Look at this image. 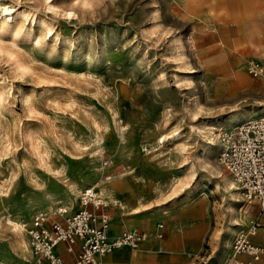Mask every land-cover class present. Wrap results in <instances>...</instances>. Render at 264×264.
<instances>
[{"label": "rangeland", "instance_id": "1", "mask_svg": "<svg viewBox=\"0 0 264 264\" xmlns=\"http://www.w3.org/2000/svg\"><path fill=\"white\" fill-rule=\"evenodd\" d=\"M6 8L13 18L0 22V260L18 264L14 255L25 254L10 218L25 225L38 210L79 208L64 196L72 184H92L121 199L124 217L140 202L157 212L188 208L195 234L184 241L195 245L202 231L190 264H215L231 217L240 232L259 215L257 203L232 197L209 169L208 157L230 173L220 139L207 151L206 130L242 107L231 110L227 98L264 106V77L248 71L264 63V0H252L247 20L241 0H0ZM29 205L30 217L21 216ZM158 222L166 229L165 217ZM125 249L144 250L156 264L178 250L151 239Z\"/></svg>", "mask_w": 264, "mask_h": 264}, {"label": "built area", "instance_id": "2", "mask_svg": "<svg viewBox=\"0 0 264 264\" xmlns=\"http://www.w3.org/2000/svg\"><path fill=\"white\" fill-rule=\"evenodd\" d=\"M248 71L254 77H264V63L253 61ZM220 160L239 184L247 204L259 203L260 212L250 224L236 234L231 253L222 264H260L264 257V242L252 238L264 227V115L247 118L220 135ZM116 173L110 172L105 180L111 181ZM119 198L106 199L98 188L89 184L80 192V206L74 209L59 205L52 212L40 211L25 223L32 264H68L57 252L65 244L74 256L73 264H105L102 257L117 248H137L149 239L147 231L124 229L111 238L109 223L111 206L120 205ZM163 223L158 224L157 238L163 237ZM245 255L247 258H245Z\"/></svg>", "mask_w": 264, "mask_h": 264}, {"label": "crops", "instance_id": "3", "mask_svg": "<svg viewBox=\"0 0 264 264\" xmlns=\"http://www.w3.org/2000/svg\"><path fill=\"white\" fill-rule=\"evenodd\" d=\"M241 2H243V5H244V12H245L244 13V16H245L244 20H247L248 18H250L252 16L250 13L251 9H252V0H241ZM246 80H247V77L242 71V73L238 77V82L241 83V82H244ZM217 94L220 97H225V95H226V93H224L222 91H219ZM227 99L232 100V103L229 105V108L232 107L231 110H236L238 107L236 108L235 106H238V105L242 106L240 109L245 108V106L243 104H240V103H242L243 101H246V100L245 99L241 100L240 96L239 97L238 96L237 97H230ZM251 106L257 107V106H262V105L253 104V105H249L246 107H251ZM257 108H259V107H257ZM258 111H262V112L254 115V116L264 115V106L262 108L260 107V109ZM140 203L144 204L145 206H142L141 208L136 209V207L139 205L138 204L134 208V210L136 209L135 210L136 212L133 214L127 215L126 217H124L123 214H121L123 212V210L125 209V205L124 206L117 205V206H111L110 207L109 212H110L111 216H110V223H109V229H110L109 230V236L111 238H114V237L118 236L119 234H121V232L124 229H128L129 227L132 228L133 225L141 226L144 229L140 228V227H135V228L147 231L149 233V239L142 242L140 245L148 242L151 239V243L153 244L154 247H158V245H160V244L164 245L165 247L177 246L178 250L177 251H170L171 255L168 254V256L166 257V259H167L166 262H168L167 264H171V262H172V264H177V262H180L182 264H190L191 263V255L193 254V251H188V249H192V250L198 249L200 246L201 239H202V231H201L198 233L197 243L195 245H191V246L187 245V243L184 241L185 234H187V235L190 234L192 236L195 234L193 230H191L190 232L188 231L196 223V222H193L192 219L189 220V217H191V215H192L189 212L190 210L188 208H185L184 210H181V211H173V210H167V211L165 210L164 211V209H163V211L157 212V211L150 210L151 208L147 207V203H144V202H140ZM257 204L259 205V203H257ZM193 210L196 214H198V210L196 209V206L194 207ZM38 211H40V210H38ZM259 212H260V208H259ZM160 217H165L167 219L166 229H165L164 222H158L156 224V221ZM159 223L164 224V227L162 229V232H163L162 238H157V236H156V231L159 229L158 228ZM164 233H165V238H164ZM160 240H161V242H160ZM252 240L255 243H263L264 242V227H262L259 230V234L254 236L252 238ZM125 247L132 248L129 246H123V247L117 248L119 250L115 249L111 253L103 256L102 260L104 261L105 264H126V262L128 260H130L134 264H156V263H159V261H160L158 258L151 259V258L146 257L144 250H128V249H125ZM132 249H136V248H132ZM28 252H29V256H27V255L23 256V254L22 255L19 254L17 256L14 255V257H17L16 263L24 264L26 261V264H32L31 261H28V260H30L29 258H31L30 255L32 256L31 250H29V248H28ZM57 252L63 257V259L66 261V263L73 264L74 256L72 253H70L66 250L64 243H60L57 246ZM243 256L245 258H247L245 255H243ZM32 258H33V256H32ZM223 260L217 258V261L215 264H222ZM153 261H154V263H153ZM41 264H49V263L47 261H44ZM260 264H264V257L262 258Z\"/></svg>", "mask_w": 264, "mask_h": 264}, {"label": "bare ground", "instance_id": "4", "mask_svg": "<svg viewBox=\"0 0 264 264\" xmlns=\"http://www.w3.org/2000/svg\"><path fill=\"white\" fill-rule=\"evenodd\" d=\"M12 13H13V11L11 9H7L6 8V9H4V11L0 10V18H1L0 22H2V23L8 22V20L11 18L10 16H12V18H13V15H11ZM187 80H188L187 83L190 82V80H191L190 77H188ZM259 109L260 108L251 106V107H245V108L237 110V111H232L231 114L227 117V119L219 120V121L217 120L214 124L208 125L207 126V130H206L207 131V135L206 136L210 140V143H209L210 145H209L207 151L211 152V151L214 150V145L216 144V141L218 139H220V135L222 134V132L224 130L235 127L237 124L241 123L242 121H244L247 118L254 117V115L262 112V111H258ZM206 162L209 165V169L212 171V173L214 175H216L217 177L221 178V181L224 184V189L226 191H229L230 195L232 197H234L235 199L239 200L241 198L242 192H241V189L239 187V184L235 181L233 176L231 177L230 173L228 171H226V169L223 170L216 163V161L213 162L210 159V157L207 158ZM101 179H102V175H101ZM80 192H81V190L79 189V187L76 186V184H72V185H70L69 190L66 193L67 196H64V197L67 198V199L72 198L75 202H77V203L79 202L78 206H80ZM98 192H99V190H98ZM106 193L109 194L108 191H106ZM99 194H100V196H102L105 193L102 194V192L101 193L99 192ZM72 207H74V206H72ZM35 208H36L35 205H29L21 213V216L30 217V213ZM138 208H141V205H138L136 207V209H138ZM10 221L12 223V226H13L14 230H15L16 244L19 247V249L21 248V250L25 253V254H23V256H26V252L28 251V248L30 250V247H28V241L26 239L27 238V236H26V226L22 222H19L17 220H13L12 218H10ZM231 221H232V223L225 230L224 234H221L220 247H219V252L217 254L218 258H221V257H225L226 258L228 256V254L231 253L230 243H231L232 239L235 238L236 234L239 233L240 228L243 226V223L240 222L239 217H234L233 216V217H231ZM15 251L17 253H19L18 249H15ZM0 263L1 264H8V262L6 260H4V259L0 260Z\"/></svg>", "mask_w": 264, "mask_h": 264}]
</instances>
